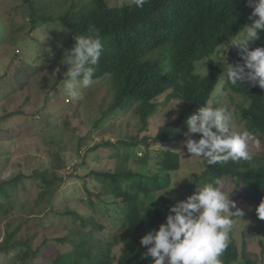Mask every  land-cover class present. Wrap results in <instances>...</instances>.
<instances>
[{
	"label": "trees",
	"instance_id": "trees-1",
	"mask_svg": "<svg viewBox=\"0 0 264 264\" xmlns=\"http://www.w3.org/2000/svg\"><path fill=\"white\" fill-rule=\"evenodd\" d=\"M23 2L29 10L28 33L41 26H51L57 34L56 39L60 35L65 36L67 44L58 46L53 52L52 58L56 63L63 59V50L74 44L76 35L86 34L89 25L99 29L104 49L93 79L107 76L113 90L111 103L102 112V117L118 113L133 104L141 128H146L149 117L170 97L178 100L183 106L179 116L171 118L152 138L145 136L138 141L135 138L123 141L122 159L115 170L95 174L101 181L105 195L110 199L109 205H112L120 216L119 231L115 232L112 242H107L108 246L115 241L121 244L118 256H110L111 248L99 250L95 255L92 253L95 246L92 231L95 227L103 228L94 217L84 216L76 209L64 208L60 211L51 204L53 211L69 215L74 222L80 221L82 226L88 225L90 228L87 232L78 230L81 237L75 243V248L59 253L52 264H151L152 258L143 255L147 249L140 244V238L165 222L169 207L174 204L172 196L161 192L169 185V173L178 169V157L168 153L161 158L160 153H164V150H160L155 154L154 165L157 167L153 173H148L143 168H129L127 161L132 155L135 156L136 150L142 146L147 149L151 143H168L184 136L183 133L187 131L186 118L210 100L223 72L221 64L208 57L217 51V60L222 52H219V46L230 43L233 36L238 34L245 24L250 23L248 18L252 8L249 6V0H148L143 8H137L131 2L112 6L106 0ZM31 37L34 39V36ZM258 46L264 47V32L259 33V39L254 40L251 48ZM229 53L228 60L233 64L242 63L237 49H232ZM197 60L205 61L202 63L207 66L208 71L204 75L195 73ZM177 78L183 81L182 86L176 83ZM223 78L221 89L240 96L243 103H246L244 106L238 104L239 109L235 114L240 121L249 122L250 127L257 130L253 136L262 144L264 89L258 85L251 86L247 82L233 86L227 82L226 75ZM51 89H47L45 95L48 96ZM12 115L13 113L5 114L0 116V119ZM106 146L116 145L106 139L94 143L89 151ZM147 153L145 157L135 156L136 161L144 168L149 162ZM59 160V156H56L55 167L51 172L43 168L34 170L33 174L29 175L40 178L43 185L42 195L48 196L47 203L55 200L58 191L56 182L62 181V177L55 172L61 167ZM197 166L199 172L190 175L184 185V193L187 194L192 187L195 188L192 192L194 193L197 185L219 178L223 186L233 184L232 193L238 195L243 192L245 199L253 205L258 206L264 200V151L252 160H229L211 166L197 157ZM23 177V174H19L11 180L0 182V197L8 199L9 191L15 187L16 181ZM99 188L85 187L84 194L85 197L87 195L88 204L95 206L98 203L94 197L101 201L103 194ZM4 202L0 200V218L8 216L7 212L11 211L6 208ZM16 221L17 217H12L5 223L6 231L0 237V254L13 251L16 262L28 264L36 254L30 250L29 238H16L21 227V223H15ZM119 233L122 236H118ZM236 242L231 231L230 243L220 257L221 264H251L248 259L242 260L246 251L245 242L241 245V251ZM260 245L261 252L264 253V244Z\"/></svg>",
	"mask_w": 264,
	"mask_h": 264
},
{
	"label": "rangeland",
	"instance_id": "rangeland-1",
	"mask_svg": "<svg viewBox=\"0 0 264 264\" xmlns=\"http://www.w3.org/2000/svg\"><path fill=\"white\" fill-rule=\"evenodd\" d=\"M106 1L112 6L131 2ZM28 12L23 0H0V116L13 113L11 117L0 119V182L11 180L19 174L24 175L9 191L8 199L0 197V200L5 201L6 208L11 210L7 212L8 216L0 218V237L6 231L5 223L12 217H17L15 223L20 222L21 227L16 238H29L30 250L36 254L28 264H52L59 253L75 248V243L81 237L78 230H90L88 225L82 226L80 221L74 222L71 216L53 211L51 204H54L60 211L64 208L76 209L80 214L92 216L99 221L103 228L95 227L92 231L95 245L92 253L95 255L99 250L111 248L110 256H118L121 244L115 241L108 246L107 242H112V237L119 231L120 216L114 207L109 205L110 199L105 195L101 181L95 174L115 170L122 159L123 141H131L133 138L138 141L145 136L152 138L162 127L163 117L164 126L171 118L179 116L183 106L178 100L170 97L149 117L146 128H141L133 104L118 113L102 117V112L108 108L113 96L111 82L107 76L98 77L91 86L81 89L78 99L67 97L63 91L62 79L67 66L61 61L54 62L52 58L55 48L65 46L67 40L64 35L56 39L57 34L51 26H41L28 33ZM31 36H34V39ZM253 42L254 40L250 42V48ZM227 44L229 43L219 46V52H222L217 60V51L208 57L223 68L214 93L218 87L221 89V82L226 75L225 66L218 59L223 58V49ZM232 49L236 50L230 46L226 53L229 64H233L228 60ZM202 62L205 61H195V73L200 75L208 71ZM57 67L58 72L55 71ZM49 88H52V91L47 96L45 93ZM210 100L214 106L226 105L234 109L235 113L239 109L238 104L246 105L240 96L223 89L215 96L212 95ZM197 110L198 108L192 114ZM245 128L252 134L257 131L250 127L249 122L240 121L236 115L235 130ZM199 136L200 134H192L194 139ZM106 139L116 146L99 147L89 151L94 143ZM183 140L185 136L168 143H151L147 149L143 146L137 149V157H145L148 152L149 162L146 168L137 162L133 155L127 161L129 168H143L144 171L153 173L157 167L154 165L157 152L164 150V153H160L161 158L168 153L177 156L178 169L169 173V185L161 192L172 196L173 203L185 200L193 194L195 188L192 187L186 194L184 185L191 174L199 172L197 157L187 153L182 144ZM179 150L183 151L185 156L180 155ZM254 151L255 156L261 155L264 142ZM56 156H59L61 167L55 172L62 177V181L56 182L58 191L55 200L47 203L48 196L42 195L43 185L40 178L29 175L33 174L34 170L43 168L51 172L55 167ZM87 186L100 187L103 194L101 201L93 196L98 202L95 206L87 203V195L85 197L84 194ZM224 189L231 192L230 199L236 202V207L241 211V216L232 215L231 231L239 251L245 242L246 251L242 260L248 259L251 264H264V253L261 252L260 245L264 244V219L257 215V205L246 200L243 192L238 195L232 193L233 184L225 185ZM106 209L108 210L105 211ZM118 236L122 234L119 233ZM14 257L13 251L0 254V264H24L16 262Z\"/></svg>",
	"mask_w": 264,
	"mask_h": 264
},
{
	"label": "clouds",
	"instance_id": "clouds-1",
	"mask_svg": "<svg viewBox=\"0 0 264 264\" xmlns=\"http://www.w3.org/2000/svg\"><path fill=\"white\" fill-rule=\"evenodd\" d=\"M147 2L131 0L137 8H143ZM249 6L252 8L250 23L233 36L223 49V58L218 60L223 62L227 82L231 85L247 82L264 89V47H249L250 42L259 39V33L264 32V0H249ZM74 40V44L64 50L61 60L67 65L62 74L63 91L73 100L79 98L81 89L94 83L96 66L104 49L103 38L94 25H89L86 34L76 35ZM230 46L238 50L242 63L227 62ZM176 83L183 85L179 78ZM220 91L218 87L213 95ZM163 123L164 117L162 126ZM186 125L183 146L187 153L202 158L209 166L229 160H252L256 154L254 149L260 147V141L248 129L235 130L234 109L226 105L214 106L211 100L189 115ZM192 134L200 136L194 139ZM179 154L185 156L180 150ZM230 194L219 178L197 185L193 194L169 207L165 222L140 238V244L147 249L143 255L152 258L151 264H221L220 257L230 243L231 217L233 214L241 216ZM256 212L264 219V200L258 204Z\"/></svg>",
	"mask_w": 264,
	"mask_h": 264
}]
</instances>
